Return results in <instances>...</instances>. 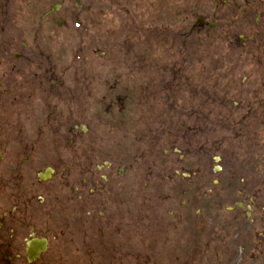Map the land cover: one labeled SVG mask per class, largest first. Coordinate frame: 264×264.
I'll use <instances>...</instances> for the list:
<instances>
[{
	"label": "flooded vegetation",
	"instance_id": "af4514ba",
	"mask_svg": "<svg viewBox=\"0 0 264 264\" xmlns=\"http://www.w3.org/2000/svg\"><path fill=\"white\" fill-rule=\"evenodd\" d=\"M106 1L105 9L134 6L136 17L128 24L136 27V37L142 38L137 26L145 20L155 28L150 86L159 118L167 122L161 138L181 136L174 122L184 129L191 119L206 135L208 113H215L233 138L252 141L253 152L264 154V0ZM57 5L0 0V264L130 263L124 258L144 264L145 240L151 230L159 232V222L143 212L154 198L174 194V143L156 147L163 161L154 162L153 179L141 177V153L132 172L127 149L120 143L113 151L116 125L120 138L133 133L123 120L132 98L124 92L148 85L143 51L112 50L110 13L86 28L60 18L65 10ZM76 33L81 41L73 44ZM225 41L234 49L233 69L246 75L240 83L231 79L234 98L225 88L213 99L207 94L208 49ZM193 85L200 86V98L191 97ZM128 173L138 176L128 181ZM147 182L155 193L149 190L144 199ZM165 184L168 191L159 194ZM217 185L223 197L233 192L236 200L216 233L207 235V218L202 221L203 247L215 242L234 264H264V182ZM31 241H38L33 251ZM241 250L249 257L237 255Z\"/></svg>",
	"mask_w": 264,
	"mask_h": 264
},
{
	"label": "rangeland",
	"instance_id": "374dc122",
	"mask_svg": "<svg viewBox=\"0 0 264 264\" xmlns=\"http://www.w3.org/2000/svg\"><path fill=\"white\" fill-rule=\"evenodd\" d=\"M77 0H61V2L64 4L63 8L68 9V11L72 10V5H74V2ZM99 1H103V0H99ZM49 2H55V0H51ZM85 2V3H84ZM90 0H81V3L83 4H87L89 3ZM23 0H16V5L18 4H22ZM103 5H99L96 6L95 8V13L96 14H89L88 12L84 11L81 15V19L82 21H89L91 19L97 18L99 20H104L107 16L108 13H111L112 17H113V25L114 27H112V35H111V44H112V50H124V49H133V52L137 51L140 47L143 46V43L146 39V41L153 43L154 39H155V35H154V27L151 26V24H143V25H138L137 28H140V33L142 34V38L137 36V29L134 25H130L128 24V22L132 19H134L136 17L135 15V8L134 7H123L121 9V11H117L115 6H111V7H107L106 9H104V11L101 9H103ZM129 8V14H125L124 9H128ZM82 12V11H81ZM66 14V13H65ZM65 19H69V16H66ZM83 21L84 26H87L88 22ZM112 26V25H111ZM118 26V28H117ZM132 32H135L132 33ZM130 33V34H129ZM81 41V36L79 37V34L76 33L73 35L72 37V43H76ZM219 45V44H217ZM152 46V44H151ZM154 47V46H153ZM228 47V48H227ZM143 49V48H142ZM192 49L194 50V47H192ZM230 49H233L231 46V43H229L228 45L226 44H221L218 50H213V49H208V54H207V69H206V76H207V94L208 96H218L221 95L220 89L222 85L225 82H227V85L224 84V88H227L229 90V95L233 93V90L235 89L234 86V81L231 82L232 79V75L228 72L232 71L235 73V75L239 72L235 69H233V67H231L232 62L231 60H225L227 57H231V53H230ZM153 50V48H152ZM151 59V58H150ZM152 60V59H151ZM219 67V68H216ZM210 70L211 74H210ZM229 70V71H228ZM219 73H221L223 76L219 75ZM228 75V77H226ZM196 76L199 77V73H196ZM238 78V76H237ZM191 88V97L192 98H200V86H195ZM194 88V89H193ZM153 91V87H151L148 92H152ZM97 93V91H96ZM120 93V92H117ZM131 95L134 96V92H130ZM149 93V95H150ZM183 99V98H182ZM145 103V106L143 109H139L137 113L134 114V116L132 117V119L136 122L132 123V126L134 127L132 129L133 133H131L130 131L127 133L126 137L124 138H120L121 134L118 135L117 131H118V127L117 125L116 130L114 135H111V146L113 151H117V144H122V146H124L127 149V161H126V165L129 166L133 164V156L136 154H142V162L144 163V171L143 174H141V177L143 179H153L152 174H150L149 171H147L146 167L149 168H153V157L150 156V154H154V152H152V150L150 149L152 146L151 143H149V141H154V143H156L157 141H161L163 138L162 133H160L158 135L159 130L161 129H166L165 126L167 125V122H162L159 118V115L157 113L156 107L154 105H152V98L150 100V98L148 100H144L143 101ZM142 102V103H143ZM182 106L180 105V107L176 106V109L178 110L179 108H181ZM211 108L214 109L213 106H211ZM134 109V108H133ZM153 109V111H152ZM135 110V109H134ZM186 106L183 109V113L186 112ZM149 113V114H148ZM126 114H127V110H126ZM125 114V116H126ZM138 120V121H137ZM159 120V123H157L156 121ZM212 121L215 120V116H212L211 113H208V119L207 121ZM203 124V123H202ZM128 125L131 126V122L130 120L128 121ZM188 125H193V123H188ZM174 126L175 128H178L179 123L176 121L174 122ZM207 129H206V135L200 136L199 135V124H198V129L196 130V137L198 138H193L192 142L190 140L189 143V155L187 156L185 162L187 163L188 161V165H190L191 170H195L197 169L199 166L200 167H204V163H205V177L207 180L212 179L213 177H216L212 174V168L214 167V165L216 163L213 162V157L214 156H218L220 155V152L222 153V149L225 148L224 153L221 155L222 159L225 158V160L222 161L221 164H223V166H226L227 164H229L231 161L230 159L234 160V150L235 151H241V153H244V151H242L244 148L242 147H235L236 143L230 138L228 137L230 134L227 133L225 131V129H223V127L221 125H219L216 122H207L206 123ZM158 127V130H157ZM192 135V134H191ZM188 138V137H187ZM190 138V137H189ZM168 140L169 139H164V143L162 147L166 146L168 144ZM125 144V145H123ZM177 144L179 145V143L177 142ZM193 144V145H192ZM200 145V146H198ZM232 145H234V148L232 149ZM200 147V151L198 150V148ZM197 148V149H195ZM229 148V149H228ZM242 148V149H241ZM228 149V151H227ZM227 151V152H226ZM233 151V153H232ZM226 152V153H225ZM232 156V158H230ZM243 156V155H242ZM242 156H239L240 160L242 158ZM129 168V167H128ZM136 167L133 166L132 168V172H135ZM154 174V171H152ZM245 173H241L239 175L240 178H245L247 181L252 180L254 177L258 178L261 175V179H264V171L260 170L256 168V171H252L250 169H246V171H244ZM150 174V175H149ZM195 174V173H193ZM155 175V174H154ZM133 176V177H131ZM138 175L135 176V174L132 173H128V181L130 179H134L135 177H137ZM198 176H200V172H196V175H192V179L194 180H198L200 178H198ZM175 184H180V181L178 180H174ZM193 182V181H192ZM182 188L181 190H185L188 188L194 189V185L192 186H188L186 185H178L177 189H175L174 194L172 195V197H170L169 199H165L164 202H161V206L164 207L165 211L163 213L169 212V214H171V216H164L163 218H160L161 220H165V223H167L169 220H172L173 218H175L174 213L177 212H183L182 211V207H184V202L189 201V198L187 197V195H184L183 193H181L178 189ZM201 189V187H199ZM153 189V186H149L148 188H146L147 191H144V196L146 195V193L150 190ZM160 190H163L161 192H158L159 194H163L165 192L168 191L169 187L168 185H164V186H160L159 187ZM154 193L155 190L153 189ZM179 191V192H178ZM132 198H134V193L133 191H130V193H128ZM128 195V198H129ZM213 196H216V194H214ZM234 200V199H233ZM232 201V200H231ZM130 204V202H129ZM226 204V203H225ZM191 206V205H190ZM163 210L159 209V211H157L158 213L161 214ZM148 213V214H147ZM151 211H149L148 209L145 210L143 212L144 217H149L151 215ZM191 213L193 214V211L190 212V216ZM158 214H152V216H155ZM168 215V214H167ZM171 217V218H170ZM223 218V217H221ZM161 227V226H160ZM216 233V232H215ZM166 236L167 239L166 242L164 243H160L156 241L155 246H157L156 248H153V252L151 254V251H146V249H143V255L146 253L148 255H151L149 257H147L150 261L149 264H220L221 262L223 264H234L232 262V257H231V253L228 256L226 254V250L223 247H217V245L215 243H212L210 245V247L206 250L207 251V255L204 256V254H202L201 252H199V248L201 246H203V244H201L200 246V242L198 240L197 243V248H193L189 245V243H186V245L183 246V249H180L179 247L182 246L180 245L181 243H185V238L181 235V233H175L172 230H169L168 228H166ZM72 237L76 238V235L74 234ZM75 246L81 247V244H78V242L74 239L73 241ZM162 244V245H159ZM145 247H147L146 245H144ZM200 246V247H199ZM185 247V248H184ZM185 249V250H184ZM223 253H222V250ZM128 251V249H127ZM126 251V253H127ZM138 250H133V251H129V254H135ZM139 254V253H138ZM145 254V255H146ZM202 254V255H201ZM146 258V257H145ZM151 258V259H150ZM220 260V262H219ZM238 260V259H237ZM126 261H129L130 263H132V261L127 260L126 258H124V262L126 263ZM177 261V262H176ZM128 263V264H130Z\"/></svg>",
	"mask_w": 264,
	"mask_h": 264
},
{
	"label": "bare ground",
	"instance_id": "6f19581e",
	"mask_svg": "<svg viewBox=\"0 0 264 264\" xmlns=\"http://www.w3.org/2000/svg\"><path fill=\"white\" fill-rule=\"evenodd\" d=\"M52 174L50 173L49 176H51Z\"/></svg>",
	"mask_w": 264,
	"mask_h": 264
}]
</instances>
